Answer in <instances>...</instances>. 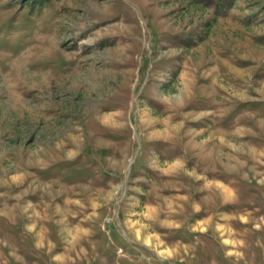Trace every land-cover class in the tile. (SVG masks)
Here are the masks:
<instances>
[{"label":"rangeland","instance_id":"rangeland-1","mask_svg":"<svg viewBox=\"0 0 264 264\" xmlns=\"http://www.w3.org/2000/svg\"><path fill=\"white\" fill-rule=\"evenodd\" d=\"M0 264H264V0H0Z\"/></svg>","mask_w":264,"mask_h":264},{"label":"bare ground","instance_id":"bare-ground-1","mask_svg":"<svg viewBox=\"0 0 264 264\" xmlns=\"http://www.w3.org/2000/svg\"><path fill=\"white\" fill-rule=\"evenodd\" d=\"M110 119H112V117H107V119L106 120H110ZM146 241V240H145ZM147 241H148V239H147ZM151 243V242H150Z\"/></svg>","mask_w":264,"mask_h":264}]
</instances>
